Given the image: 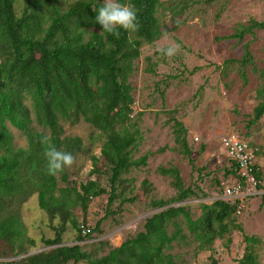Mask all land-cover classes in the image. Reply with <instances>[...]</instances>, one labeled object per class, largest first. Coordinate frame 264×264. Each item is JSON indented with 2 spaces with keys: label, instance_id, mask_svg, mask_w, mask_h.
Wrapping results in <instances>:
<instances>
[{
  "label": "trees",
  "instance_id": "obj_1",
  "mask_svg": "<svg viewBox=\"0 0 264 264\" xmlns=\"http://www.w3.org/2000/svg\"><path fill=\"white\" fill-rule=\"evenodd\" d=\"M60 1L24 0V9L18 15L14 0H0V240L13 244L24 236L19 217L3 214L17 199L33 194H38L39 207L47 213L49 227L55 232L53 239L42 241L49 251L13 264H178L176 256L171 254L175 244L189 245L191 237L198 252L211 251L217 240L227 239L234 231L243 233L237 222L238 203L222 199L212 205L202 204L201 215L194 220L186 203L198 198L197 191L185 186L176 167H160L158 174L171 179L177 195L169 201L151 202V208L160 211L145 221L143 231L101 258H93L79 245L63 246L69 224L77 231L78 243L93 240L99 226L97 230H87L74 220L73 212L80 206L85 221L90 202L108 191L100 181L91 179L79 189L60 188V182L68 181V171L86 151L83 139L65 136L62 123L83 122L97 132L101 154L91 157L90 175L108 176L111 189L108 206L121 200V211L125 205L134 203L136 198H122L119 193L126 181L124 177L132 169L146 166L148 161V155L138 160L133 158L143 139L138 123L132 120L133 66L141 58L145 44L157 43L177 30L179 24L170 29L157 18L163 5L161 0H120L136 11L138 27L135 31L120 30L117 38L102 32V26L95 21L100 0H79L66 12L59 7ZM194 3L195 0H183V10ZM168 10L182 11V6H170ZM256 30H264V22L250 19L248 25H239L234 35L225 39L242 43L247 35L255 36ZM146 60L147 71L155 74L152 59ZM235 64H240V75L247 86L245 69L257 70L250 44L244 45L240 61L225 62L226 68ZM260 75L264 78V67ZM162 84L165 83H158L156 90L165 102ZM263 91L260 89L257 94ZM263 116L264 102H260L254 110V120L259 121ZM170 120L179 153L195 167L186 128L174 117ZM34 123L44 131H36ZM9 126L25 136L26 149L15 147ZM43 137L48 138L47 142L41 143ZM50 147L70 152L74 157L70 166L55 175L47 172L45 152ZM232 166L225 176L240 182L236 165L232 163ZM144 187L150 189L147 181ZM82 228L87 234L83 235ZM252 240L245 236L246 243ZM29 243L36 246L34 240ZM240 264H257L250 245Z\"/></svg>",
  "mask_w": 264,
  "mask_h": 264
},
{
  "label": "rangeland",
  "instance_id": "obj_2",
  "mask_svg": "<svg viewBox=\"0 0 264 264\" xmlns=\"http://www.w3.org/2000/svg\"><path fill=\"white\" fill-rule=\"evenodd\" d=\"M14 1L15 11L20 15L24 0ZM78 1L61 0L59 7L66 12ZM161 1L163 5L158 9L157 18L170 29L176 23L179 27L157 43L145 44L141 58L133 66L130 79L134 98L132 120L138 123L143 138L133 158L138 160L148 155V161L146 166L132 169L124 177L126 181L119 193L122 198H136L134 203L125 205L121 211V200L108 206L111 196L108 176L103 173L90 175L91 157H100L101 154V141L95 136L97 132L83 122L62 123L65 136L83 139L86 151L68 171V181L60 182V188L79 189L91 179L100 181L108 191L90 202L85 221L80 206L73 212L74 220L85 225L87 230L94 231L99 226V231L92 235L93 240L78 243L77 231L72 224L68 225L63 236V246L79 245L93 258L106 256L111 249L120 247L143 231L145 221L160 211L151 208L153 200L169 201L176 197L171 179L158 174L160 167H176L185 186L197 191L198 198L186 203L194 220L200 217L202 204L212 205L222 200L223 186L237 183L236 179L225 176L233 167L222 148L225 138L236 136L258 148L257 164L264 168V116L259 121L254 120L255 108L264 102V91L257 94L258 90L264 89V78L260 75L264 67V30H256L255 36L247 35L242 43L225 39L234 35L239 25H248L250 19L264 22V0H195L184 10L183 0ZM174 5L182 6V11L168 10ZM245 44H250L257 67L256 71L251 67L245 69L247 86L240 75V64L225 66L228 60L243 58ZM169 45L178 46L171 57L162 54ZM146 58L152 59L155 74L147 71ZM162 81L165 84L160 85V89L165 90V102L156 90ZM173 117L183 123L188 132L187 142L195 167L178 151L170 120ZM9 129L15 147L26 149L25 136L11 126ZM34 129L44 131L36 123ZM144 181L149 183V190L144 187ZM172 206L179 207L180 204ZM9 214L19 217L24 225V236L13 244L0 240V264H13L24 256L50 250L42 241L53 239L55 232L49 227L47 213L39 207L38 194L17 199L3 216ZM237 222L243 233L234 231L227 239L217 240L211 251L198 252L197 244L190 237L189 245L175 244L171 254L176 256L178 264H240L246 247L250 245L257 264H264L263 202L247 198ZM185 232L188 234L186 228ZM245 236L253 239L250 244L244 241ZM30 240L36 241L35 247L30 246Z\"/></svg>",
  "mask_w": 264,
  "mask_h": 264
},
{
  "label": "built area",
  "instance_id": "obj_3",
  "mask_svg": "<svg viewBox=\"0 0 264 264\" xmlns=\"http://www.w3.org/2000/svg\"><path fill=\"white\" fill-rule=\"evenodd\" d=\"M222 148L230 162L236 165L241 180L231 186H224L223 200L231 204L238 203L237 215H241L247 198L264 201V169L257 164L259 149L236 136L225 138ZM87 232L82 228L83 235Z\"/></svg>",
  "mask_w": 264,
  "mask_h": 264
},
{
  "label": "clouds",
  "instance_id": "obj_4",
  "mask_svg": "<svg viewBox=\"0 0 264 264\" xmlns=\"http://www.w3.org/2000/svg\"><path fill=\"white\" fill-rule=\"evenodd\" d=\"M95 21L102 26V32L112 34L117 38L120 35V30L135 31L138 27L136 11L120 0H103V3L96 10ZM177 48V45H169L162 50V54L171 57L176 53ZM47 139V137H43L41 143L47 142ZM45 157L47 172L50 175L62 171L74 161L70 152L60 151L55 147H50L45 152Z\"/></svg>",
  "mask_w": 264,
  "mask_h": 264
},
{
  "label": "water",
  "instance_id": "obj_5",
  "mask_svg": "<svg viewBox=\"0 0 264 264\" xmlns=\"http://www.w3.org/2000/svg\"><path fill=\"white\" fill-rule=\"evenodd\" d=\"M32 254H30V255H27V256H24V257H22V258H25V257H29V256H31ZM21 259V258H20Z\"/></svg>",
  "mask_w": 264,
  "mask_h": 264
}]
</instances>
